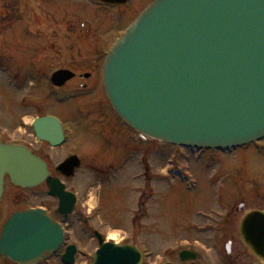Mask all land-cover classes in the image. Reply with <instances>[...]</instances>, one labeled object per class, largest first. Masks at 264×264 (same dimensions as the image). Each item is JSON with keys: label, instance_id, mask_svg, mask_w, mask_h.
<instances>
[{"label": "water", "instance_id": "1", "mask_svg": "<svg viewBox=\"0 0 264 264\" xmlns=\"http://www.w3.org/2000/svg\"><path fill=\"white\" fill-rule=\"evenodd\" d=\"M65 72L53 81L71 78ZM104 85L128 124L168 143L225 149L264 137V0H156L112 47ZM49 121H36L39 137L52 139L40 129L52 125ZM5 174L14 184L31 187L47 171L27 148L0 141V198ZM56 190L60 211H72L75 199ZM240 233L264 261V211L245 216ZM63 239L60 225L43 210L15 213L3 228L0 254L32 264ZM75 253L71 246L64 261L73 264ZM141 259L136 247L104 243L93 264H140Z\"/></svg>", "mask_w": 264, "mask_h": 264}, {"label": "rangeland", "instance_id": "2", "mask_svg": "<svg viewBox=\"0 0 264 264\" xmlns=\"http://www.w3.org/2000/svg\"><path fill=\"white\" fill-rule=\"evenodd\" d=\"M147 1L133 0L131 3L105 10L99 8L92 0H24V5H30V10L37 9L35 18L31 17L28 20L32 23L38 22L39 27L36 29L32 25L22 26L21 23H16L10 26L7 34L0 24V136L6 140H17L25 133H32L29 123L35 115H43L50 110L61 113L65 119H69L68 115L73 110L74 101L57 103L54 107L42 105V101L36 102L34 96L45 92V84L38 87V81L31 77L26 78L22 73V70H25L21 67L22 64H27L33 59L45 69L48 64L64 63L82 64L83 70L87 69L89 67L87 64L99 61L100 54L107 50L119 33L138 15L137 12L145 6ZM2 2L3 0H0V5ZM47 4L50 7L45 9ZM1 13L0 6V16ZM49 14L52 16L50 17ZM10 22L12 21H3L4 25ZM84 22L87 25L83 27ZM28 27L32 29V32L28 30ZM87 27L91 31L87 32ZM86 39L89 43L85 42ZM11 69H14L12 73H10ZM90 134L91 131H88L89 138ZM32 137V135L29 136V138ZM89 138L68 144L70 151H80L90 143ZM171 152L173 149L167 148L162 155L155 156L150 173L151 181L144 175L139 178L140 170L137 169L138 176L134 181L120 179L105 183L102 220L106 226L111 227L110 229L100 225L97 217L98 210H95L100 192L97 188L98 179L96 178V182L89 183L95 188H90L82 201L85 204L84 210H87L91 216L90 224L108 238H114L115 241L126 238L133 240L135 244H141L148 253L145 264H162L163 251L167 246L172 248L181 241L202 242L201 239L213 240V244L207 243L205 247H202L206 249L209 257L206 259V264H231L232 260L225 248L228 240H225V232L220 231L224 227L228 207L225 206L224 201L220 202L219 197L225 198L228 193L241 190L242 176L235 168L236 164L241 162L239 157L237 154H217L211 159L206 157L199 161L195 159V155H182L183 151L171 157ZM207 154L210 155V153ZM250 157L257 166H264L262 156ZM168 158L175 161V168L184 165L189 167V174H193L190 179L192 187L188 188L186 182L181 181L180 178L173 179L172 175L168 177L160 175V170L163 174H167ZM88 168L92 169L90 165ZM74 188H77L76 185ZM133 190L157 192V203L150 205L147 216L137 220L134 230H119L115 227L118 222H121L122 217L119 214L123 213H120L121 200H116L118 196L116 192H133ZM111 192L113 193L112 204L108 197ZM29 195L22 201L16 189L7 185L6 197L0 208V220L23 205H34L38 202L36 198ZM41 204L44 205V202ZM209 207L213 212L210 221L196 215L198 211H204ZM117 208L118 211H116ZM114 212L118 213V217L114 216ZM196 223H209L213 230L201 234L191 228ZM1 224L2 220L0 226ZM80 226L78 225L70 232L71 241L79 240L82 252L77 264H90L92 261L90 253L96 244L91 238L93 234L90 232V227L87 233L81 230Z\"/></svg>", "mask_w": 264, "mask_h": 264}, {"label": "flooded vegetation", "instance_id": "3", "mask_svg": "<svg viewBox=\"0 0 264 264\" xmlns=\"http://www.w3.org/2000/svg\"><path fill=\"white\" fill-rule=\"evenodd\" d=\"M96 1L100 2L99 0ZM152 1L148 0V4L144 8ZM102 5L108 7L107 5ZM0 6L2 8L0 24H2V29L7 31V34L10 26L16 23H21L22 26L32 25L35 28L39 27L38 22L33 21L32 23V21L30 22L28 20L31 17L35 18L34 15L35 12L37 13V9L33 8V10H30V5H24V0H3ZM48 7H50L49 4L44 8L47 9ZM49 15L50 17L52 16L51 14ZM6 20L8 22L11 20L12 22L4 25L3 21ZM84 26L86 25L83 24ZM28 30L32 32V29L29 27ZM89 31L90 28H87V32ZM105 54V52L100 54L99 61L87 64L89 67L85 70H83L82 64L74 65L67 63L60 65L48 64L46 65L47 69H45L40 67L39 63H35L33 59L29 63L21 65L22 68H25V70H22V73L26 78L31 77L37 80L38 87L45 84V92L34 96L36 102L42 101V105L54 107V104L58 101H74L73 110L68 115L69 119H65L61 113H54L50 110L43 115H36L37 117L55 116L61 121L65 135L63 145L52 146L49 142L40 140L36 136L33 127H29L32 132L31 134L25 133L26 135L24 134L18 141L28 145L36 156L45 161L51 181L55 183L60 181L66 185V190L73 191L77 194L78 206L76 207V211L68 215L67 218L57 213L59 200L49 194L50 188L47 182L41 183L32 189H23L11 185L9 177H5V183L16 189L20 200H26L27 195L30 194L29 196L36 198L40 202L33 206L30 204L28 206L23 205V207L21 206L14 211H23L31 207L42 206L55 221L63 225L65 230L64 244L57 252L48 256L49 261L54 260L58 262L61 260L66 252V248L73 243L69 237L72 228L82 224V229H84L86 227L85 225L90 221L89 218H85V221L82 222V220L78 221V218L85 216L81 208L83 205L81 200L84 199L85 194H88L90 188H94V185H90L92 181L96 182L97 178L99 183L120 179L123 181L128 179L131 182L136 180L137 169L140 170L139 174H144L145 178H150L153 156L158 157L162 155V152L168 148V145L165 143L153 141L137 133L115 113L105 93L102 80V66ZM67 69L75 73L72 79L66 81L60 87L51 84V77L56 71ZM88 131H91L90 138L88 137ZM30 135L33 137L29 138ZM85 137L90 139L89 144L80 149V151H70L68 144L75 143V141H85ZM260 143L264 148V139ZM199 153L208 158H212L216 154L215 152H207L206 150L199 151ZM207 153H210V155ZM261 153L263 154V152ZM234 154H237L239 161H241L236 164L235 168L237 172L241 173L243 181L240 191L228 193L225 198L219 197L220 202L224 201L226 203L225 206L228 207V212L224 218V227L220 231L225 232V240H228L227 243L231 245V253L229 254L232 260L231 264H264L263 261L257 259L252 254L239 234V224L245 214L251 211L264 210V166H257L254 161L250 160V156H261L262 154L259 153L255 145L237 148L230 155ZM226 155L229 154L226 153ZM74 157L80 161L77 169L73 167ZM68 159H72V161H67ZM66 162H70L69 167L63 169L62 164ZM88 165L92 169H89ZM73 171H75V174L71 176L70 174ZM75 185L77 188H74ZM104 189L105 185H101L98 201L101 218ZM81 191L84 192L81 193ZM116 193L118 194L116 200H121L120 213H123L119 214L122 218L121 222H118L119 224L117 223L116 228L129 231L134 230V225L137 224L138 219L141 220L149 214L150 205L156 204L158 200L157 192L153 191L133 190V192L122 191V193ZM108 197L112 204L113 193H109ZM2 201L0 202V208ZM42 202H44V205H41ZM14 211H11V213ZM116 211H118V208ZM198 215H201V219L210 221L213 215L212 208L209 207L208 209H204V211L200 210L198 211ZM114 216L118 217V213L115 214L114 212ZM101 224H105L103 220H101ZM192 227L202 234L212 230L209 223H196ZM122 240V243L135 244L133 240L130 241L126 238ZM212 241L211 239H202V242L199 240L193 243L187 241L186 244H183V242L177 243L172 248L167 246L163 251L162 262L163 264L166 262L173 264H206L208 254L206 249L202 247H205L207 243L213 244ZM78 242L79 240L76 243ZM77 246L79 251V243ZM184 250L191 251L190 253L194 252L195 259L184 261L182 259V252ZM146 258L148 259L147 256Z\"/></svg>", "mask_w": 264, "mask_h": 264}]
</instances>
